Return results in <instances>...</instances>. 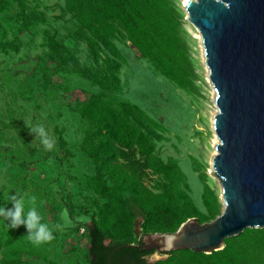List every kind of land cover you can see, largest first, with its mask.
I'll return each instance as SVG.
<instances>
[{
  "label": "rangeland",
  "instance_id": "rangeland-1",
  "mask_svg": "<svg viewBox=\"0 0 264 264\" xmlns=\"http://www.w3.org/2000/svg\"><path fill=\"white\" fill-rule=\"evenodd\" d=\"M175 3L183 16L194 69L191 88H181L160 75L133 45L116 39L123 59L120 96L162 126L163 139L155 142L154 154L165 162L174 161L189 187L183 185L179 170L165 168L159 173L148 169V183L156 192L172 194L169 200L175 203L185 190L192 205L208 215L202 199L205 189L211 203L217 200L219 211L224 205L219 180L210 173L213 160L211 164L206 159L213 127L205 126L204 117L217 107L201 35L187 18L185 0ZM81 31L65 0H0V206L11 207L13 193L26 199L35 196L37 210L54 235L52 241L37 246L29 241L23 225L8 230L0 220V264H88L87 225L92 218L111 236L108 242L136 240L139 235L142 218L131 229L137 233L130 232L131 227L95 190L96 167L90 153L94 145L85 139L90 126L79 107L100 88L64 68L50 48L56 41L82 65L93 66L88 45L79 37ZM4 42L10 45L2 48ZM41 124L55 141L51 150H45L40 138L30 132ZM135 158L143 159L139 154ZM63 211L73 223L56 228L63 223ZM152 257L156 262L167 254L156 252Z\"/></svg>",
  "mask_w": 264,
  "mask_h": 264
},
{
  "label": "trees",
  "instance_id": "trees-1",
  "mask_svg": "<svg viewBox=\"0 0 264 264\" xmlns=\"http://www.w3.org/2000/svg\"><path fill=\"white\" fill-rule=\"evenodd\" d=\"M65 6L82 30L79 37L86 41L94 65H82L56 41L50 48L64 68L100 88L79 107L90 126L85 139L94 145L90 153L96 167L95 190L116 217L131 227L130 232L137 233L131 229L137 218H142L136 240L110 242L111 236L92 218L87 225L88 264H264V227L245 228L241 234L227 238L223 249L212 253L178 250L155 262L150 257L156 250L141 247L145 234L174 232L188 218L211 221L221 212L217 200L210 202L206 189L202 199L208 215L192 205L185 190L175 203L169 200L172 194L151 187L148 169L159 173L164 168L179 167L154 154L155 142L163 139L162 126L140 106L120 96L123 59L116 39L133 45L160 75L181 88H191L194 69L184 37L183 16L175 0H65ZM9 45L4 42L1 47ZM135 154L143 159L135 158ZM178 172L188 188L184 173Z\"/></svg>",
  "mask_w": 264,
  "mask_h": 264
},
{
  "label": "water",
  "instance_id": "water-1",
  "mask_svg": "<svg viewBox=\"0 0 264 264\" xmlns=\"http://www.w3.org/2000/svg\"><path fill=\"white\" fill-rule=\"evenodd\" d=\"M184 7L216 90L219 141L210 173L224 206L211 221L188 218L174 232L143 235L141 247L160 254L212 253L245 228L264 227V0H187Z\"/></svg>",
  "mask_w": 264,
  "mask_h": 264
},
{
  "label": "clouds",
  "instance_id": "clouds-1",
  "mask_svg": "<svg viewBox=\"0 0 264 264\" xmlns=\"http://www.w3.org/2000/svg\"><path fill=\"white\" fill-rule=\"evenodd\" d=\"M30 132L40 138L45 150L53 148L55 141L48 136L42 124L32 127ZM9 202H11V207L0 206V220L6 222V229H16L23 225L29 241L37 246L54 239L53 228L44 221L43 214L37 210L35 196H29L26 199L24 194L13 193L9 198ZM77 219L85 220L86 217H78ZM62 221L63 223H57L55 227H67L73 223L69 219L67 211L62 212Z\"/></svg>",
  "mask_w": 264,
  "mask_h": 264
},
{
  "label": "bare ground",
  "instance_id": "bare-ground-1",
  "mask_svg": "<svg viewBox=\"0 0 264 264\" xmlns=\"http://www.w3.org/2000/svg\"><path fill=\"white\" fill-rule=\"evenodd\" d=\"M187 0H185V2H186ZM192 23V22H191ZM194 25V24H193ZM195 26V25H194ZM195 28L197 29V31L200 33V31H199V29L195 26ZM200 35H201V33H200ZM201 41H202V37H201ZM203 45V44H202ZM203 50V49H202ZM206 58H205V52H204V61H205V66H206V70H208L207 71V74H208V78H209V81H211V79H210V77H209V66H208V64L206 63V60H205ZM211 83H212V81H211ZM212 91L214 92V95H213V99L215 98V95H216V90H215V88H214V86H213V84H212ZM214 106H216L217 107V109H215L214 111H213V109H211V110H209L206 114H205V126L207 127V128H209V126H212L213 127V138H211L210 140H209V142H208V150H207V153H206V159L208 160V158H209V160H210V163L212 164V160H213V157L215 156V154H217V152H218V150L216 149V143L219 141V137H218V135H217V133H216V131H215V129H214V126H213V124H214V122H213V119H214V115L218 112V106H217V104L215 103V100H214ZM213 142V143H212ZM213 148H214V150H213ZM210 170L211 171H214V167H213V164H212V166H211V168H210ZM212 177H216V176H212ZM218 179V178H217ZM220 183V182H219ZM221 185V184H220ZM222 189V188H221ZM221 196H222V193H221ZM224 206V205H223Z\"/></svg>",
  "mask_w": 264,
  "mask_h": 264
}]
</instances>
